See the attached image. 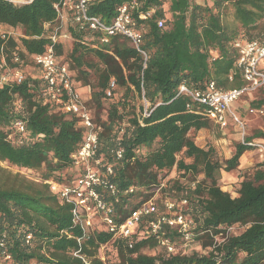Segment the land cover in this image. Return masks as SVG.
<instances>
[{
    "label": "trees",
    "instance_id": "16d2710c",
    "mask_svg": "<svg viewBox=\"0 0 264 264\" xmlns=\"http://www.w3.org/2000/svg\"><path fill=\"white\" fill-rule=\"evenodd\" d=\"M59 1L0 0V27L20 31L17 37L0 36V50L8 63L13 64L15 50L28 62L51 43ZM129 1L90 0L88 11L108 23L117 7ZM138 1L144 11L157 7L153 19L135 15L144 52L122 35L100 43V33L69 22L63 31L71 39L56 44L57 59L69 62L78 87L91 89L86 103L98 126V155L114 164L112 180L123 192L132 185L136 188L116 204L119 220L167 181L162 194L175 200L188 198L187 213L207 252L167 255L153 238L135 239L129 248L124 242H112L103 227L84 239L81 252L93 264H264V169L246 175L236 195L225 191L222 170L237 169L251 147L239 143L232 157L223 161L211 143L201 147L197 133L213 123L204 114V105L178 95L184 80L199 87L215 80L228 88L238 79V73L229 79L239 55L234 41L257 38L252 34L264 22V0ZM157 18L164 19V27H158ZM263 31L264 27L258 37ZM91 38L96 47L87 42ZM112 80L116 86L109 96ZM44 93L42 79L30 75L0 90V237L5 235L14 261L21 264H85L74 255L83 232L73 226L71 205L63 203L46 182L76 179L72 155L80 148L84 129L78 117L47 100ZM145 107L149 115H144ZM18 120L25 123L23 132L16 127ZM118 136L125 147L122 160L111 153ZM21 170L39 177L29 178ZM236 224L239 230L211 248L214 237L208 230L218 234ZM28 233L34 235L31 246L24 242ZM103 243H107L104 251ZM145 249L159 253L150 255Z\"/></svg>",
    "mask_w": 264,
    "mask_h": 264
},
{
    "label": "built area",
    "instance_id": "2783aa9c",
    "mask_svg": "<svg viewBox=\"0 0 264 264\" xmlns=\"http://www.w3.org/2000/svg\"><path fill=\"white\" fill-rule=\"evenodd\" d=\"M14 3H27L31 0H9ZM90 0H60L55 4L57 10L56 26L50 36L51 43L46 46L42 53H36L28 62L21 58L18 51L12 52V63L7 62L4 49L0 50V90L13 82L21 83L28 75L42 79L45 84V97L55 102L65 112L72 113L78 117L79 125L84 129L83 140L80 148L72 155V164L78 169L76 179L72 183H65L55 180H46L51 191L58 195L63 203L71 205V217L73 226L83 232L82 237L77 241L80 249L74 255L80 257L85 264H93L92 259L81 252V245L85 238H90L97 227H103L112 235V242H124L129 248H133L136 240L153 238L158 248L167 255L190 254L193 251L205 253L197 241L196 225L187 213L188 198L179 200L171 199L162 194V188L166 182L161 183L156 193L148 200L141 202L129 214L119 220L120 215L116 210V204L123 194H131L136 190L130 186L124 192L112 180L115 168L113 163L104 162L99 157L100 149L98 126L94 121L93 114L87 100L83 97L74 80V74L67 61H59L56 54V44L61 40L71 39L70 34L63 31L64 26L69 22L78 23L80 29L89 28L100 33L99 42L107 44L111 38L122 35L131 40L132 44L139 49L143 40V32L136 27L135 15L142 19H153L157 7L142 10V4L138 0L125 2L117 7L116 14L112 21L105 22L98 16L89 14ZM158 27H164V19L157 18ZM1 28V27H0ZM13 31H2L0 36L8 39L13 36ZM94 38L87 40L93 47L97 44ZM94 43V44H93ZM238 48L239 55L235 62V68L229 75L233 80L237 73H240L245 85L241 88H223L218 86L215 80H210L205 87L191 86L185 80L180 84L178 95L184 94L193 101L204 105V114L213 123L223 128L228 123V116L238 125L241 130V143L257 150L261 158V165L264 169V141L248 140L246 134V121L232 109V105L244 93H250L264 87V70L260 67L264 60V31L257 38L237 39L234 41ZM31 69L30 71H27ZM116 86L111 81L108 95ZM251 112L264 113V109H250ZM144 115H149L145 107ZM19 131L25 130V123L22 120L16 122ZM111 153L116 160H122L125 156V147L121 144V137L118 136ZM170 177L168 178V180ZM195 182L192 183L194 185ZM240 227L232 225L218 234L208 230L210 236L214 237L215 248L225 242ZM71 237L68 233H63ZM169 234V235H168ZM173 235V236H171ZM34 235L28 233L24 239L25 245L31 246ZM107 243L100 245L104 250ZM105 261V256L100 257ZM0 264H21L14 261L9 251L8 241L3 235L0 237ZM28 264H38L30 262Z\"/></svg>",
    "mask_w": 264,
    "mask_h": 264
},
{
    "label": "crops",
    "instance_id": "0c3cea01",
    "mask_svg": "<svg viewBox=\"0 0 264 264\" xmlns=\"http://www.w3.org/2000/svg\"><path fill=\"white\" fill-rule=\"evenodd\" d=\"M260 67L264 70V60ZM238 79L231 81L228 88H241L245 85L240 73ZM85 100L91 97L90 87L79 88ZM264 109V87L257 91L244 93L240 99L233 103L232 109L246 121V134L248 140L264 141V113L251 112L250 109ZM213 123V122H212ZM210 141L216 148L217 153L223 160L229 159L235 153L236 145L241 143V130L238 125L228 116V123L221 128L215 123L209 129L199 130L196 136V142L204 147ZM261 169V158L254 148H248L240 157L237 169L232 171L222 170L221 180L224 183L222 187L230 192L232 189L240 187L246 175L254 174L257 169ZM236 195V192H234Z\"/></svg>",
    "mask_w": 264,
    "mask_h": 264
},
{
    "label": "rangeland",
    "instance_id": "374dc122",
    "mask_svg": "<svg viewBox=\"0 0 264 264\" xmlns=\"http://www.w3.org/2000/svg\"><path fill=\"white\" fill-rule=\"evenodd\" d=\"M197 2H199V3H205V1H207V0H196ZM264 27V22L262 23V25H260V28L259 29H257V30H255L254 31V33L252 34V36H254L255 35V37H258V35L260 34V31L262 30V28ZM2 31H13V36H19L20 35V31L18 30V29H13V28H10V27H8V26H3V27H1L0 28ZM31 69H29V70H27V71H30ZM141 103H142V101H139V104L141 105ZM146 104V103H145ZM144 104V105H145ZM94 110V109H93ZM210 143V141H208L207 140V143H206V145L207 144H209ZM217 156L219 157V159L221 160V161H223V158H221V156H219V154L217 153ZM11 169H13V171L14 172H18V169H16V168H11ZM21 173L22 174H24V175H26L27 177H29V178H32V179H35V178H38L39 176H38V174H36V173H34V172H32V171H24V170H21ZM221 183H222V187L224 186V183L222 182V180H221ZM238 189V188H237ZM237 189L235 188V189H232L230 192H231V194L234 196L235 194H234V192H236L237 191ZM104 250H105V248H104ZM104 250H102V251H104ZM145 252L147 253V254H150V255H154V254H158L159 252H157L156 250H153V249H151V250H146L145 249Z\"/></svg>",
    "mask_w": 264,
    "mask_h": 264
}]
</instances>
